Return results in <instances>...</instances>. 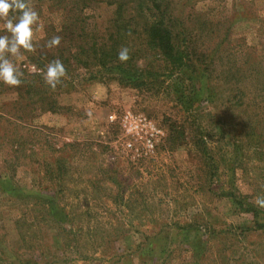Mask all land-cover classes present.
<instances>
[{"label": "rangeland", "instance_id": "1", "mask_svg": "<svg viewBox=\"0 0 264 264\" xmlns=\"http://www.w3.org/2000/svg\"><path fill=\"white\" fill-rule=\"evenodd\" d=\"M32 3L44 29L24 76L63 29L82 54L41 104L0 82V264H264V0ZM160 19L195 81L190 110L149 43ZM121 46L129 67L163 72L122 84ZM127 112L161 130L152 151L120 126Z\"/></svg>", "mask_w": 264, "mask_h": 264}, {"label": "trees", "instance_id": "2", "mask_svg": "<svg viewBox=\"0 0 264 264\" xmlns=\"http://www.w3.org/2000/svg\"><path fill=\"white\" fill-rule=\"evenodd\" d=\"M164 15H162L163 17ZM157 23L153 22V24L150 25V28L148 30V37H149V43L152 47L158 49V52L160 53L159 56L162 57L163 59V70L165 72L164 75H167L171 77L170 79L172 80V86H173V93L181 101V106H184L183 108L185 110H190L191 105V97L193 91V86H194V79L191 78V72L188 70H181L183 67L185 68V65L182 62V55L175 51L173 48V43L171 42V33L169 30H167L162 24L163 20L160 19L156 21ZM71 31L69 33V36H73ZM51 33H55L54 31H51ZM60 35L62 37L61 40V45L58 48L54 49H47L45 48L44 51L40 57L37 59L38 61L35 62L37 65H35L39 69H45V66L52 60L59 58L64 66L67 69L68 72V79L64 81L63 84H65L69 88L73 84L70 79H73V74H69V71L71 69L70 65V59H73L75 61H79L78 57L80 54H82V51L80 52H75L72 53L73 50H77L72 43H66L63 42L65 39V34H66V29H63L61 31ZM58 35V33H57ZM68 36V37H69ZM46 41L43 43L42 46H44ZM92 51H96L94 47L90 48ZM79 50V49H78ZM49 51L50 54H47ZM112 51L108 50L107 56L113 57ZM53 53V54H52ZM77 53V56H76ZM79 55V56H78ZM53 57V58H52ZM131 59L127 61V63H119L116 67H114L116 73H117V78L118 81L121 82L122 84L126 86H132L134 88H140L144 85H148L154 81H149L146 79H155L157 76H159V73L163 72L158 70L157 72L154 71H141L137 70L135 68L129 67ZM193 70V68L191 69ZM26 72L25 70H23ZM196 72V71H195ZM29 75L24 76V82H23V98L28 101H36L37 104H41L42 99H45V95L48 96V99L52 100L58 91L60 90L63 85L58 86L56 90H51L45 83L41 75L39 74H31L28 73ZM96 73L90 72L88 77H84L82 81L85 82H92L96 80ZM187 83V84H186ZM35 91V92H32ZM50 91V92H48ZM57 92V93H56ZM37 94H41L44 98H40ZM44 102V100H43ZM53 103V101H51ZM35 109H39L37 106ZM61 171V172H60ZM62 175V169H59V172H56L55 178H60ZM58 206L54 202H49L45 206V211L48 213L50 216L51 220L55 223L57 222L58 224L61 223L64 219H67L69 216L68 214H63L61 211L58 209ZM25 264H35L33 263H25Z\"/></svg>", "mask_w": 264, "mask_h": 264}, {"label": "clouds", "instance_id": "3", "mask_svg": "<svg viewBox=\"0 0 264 264\" xmlns=\"http://www.w3.org/2000/svg\"><path fill=\"white\" fill-rule=\"evenodd\" d=\"M44 24L32 0H0V82L7 87L19 88L24 82V71L19 62L26 59L25 53L36 54V34L43 32ZM62 37L53 35L44 45L47 49L58 48ZM121 63L131 59L130 49L121 46L117 53ZM31 74L42 76L44 83L56 90L68 79V72L63 62L56 58L45 69L35 65H24ZM90 115V114H89ZM255 206L264 209V195L255 198Z\"/></svg>", "mask_w": 264, "mask_h": 264}, {"label": "built area", "instance_id": "4", "mask_svg": "<svg viewBox=\"0 0 264 264\" xmlns=\"http://www.w3.org/2000/svg\"><path fill=\"white\" fill-rule=\"evenodd\" d=\"M109 119L112 120L113 116L111 115ZM119 123L126 134L142 140L146 152L153 150L156 141L162 135L161 130L153 122L129 112L122 115Z\"/></svg>", "mask_w": 264, "mask_h": 264}]
</instances>
